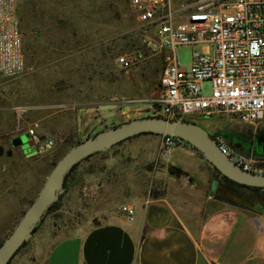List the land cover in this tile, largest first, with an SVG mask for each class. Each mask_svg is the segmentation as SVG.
<instances>
[{
    "label": "rangeland",
    "instance_id": "374dc122",
    "mask_svg": "<svg viewBox=\"0 0 264 264\" xmlns=\"http://www.w3.org/2000/svg\"><path fill=\"white\" fill-rule=\"evenodd\" d=\"M18 7L23 14L20 29L26 68L16 77L0 76V147L4 150L0 155V244L13 232L44 186L46 176L71 147L120 123L149 116L145 111H133L134 107H145L130 100L157 93L162 65L159 55L146 56L129 71L116 65L121 54L146 51L128 0H18ZM190 53L191 47L178 48L182 66L189 64ZM204 90L209 92L208 83ZM122 110L125 113L119 115ZM79 111L90 112V116L75 119L69 114L67 127L60 131L55 128L49 137L54 143L51 148L37 154H6L12 148L11 139L20 134L23 150L34 147L28 128L35 133L44 131L46 127L36 122L40 116L52 119L60 112ZM100 112L109 117L116 113L104 119ZM194 121L212 133L229 130L254 136L251 126L233 117ZM138 139L144 142V136ZM125 142L79 162L64 181L56 208L38 221L10 264H43L54 238L70 234L80 225L104 221L106 214L122 215L119 208L123 204L163 193L165 177L158 173V166L147 159L133 161ZM184 145L194 148L185 141ZM233 145L244 152L251 149L247 142ZM173 155V160L181 159L196 169L200 166L199 159L184 149H177ZM209 168L214 178V167Z\"/></svg>",
    "mask_w": 264,
    "mask_h": 264
},
{
    "label": "built area",
    "instance_id": "2783aa9c",
    "mask_svg": "<svg viewBox=\"0 0 264 264\" xmlns=\"http://www.w3.org/2000/svg\"><path fill=\"white\" fill-rule=\"evenodd\" d=\"M17 3L0 0L2 77H16L26 68ZM128 4L146 51L121 54L116 65L129 71L148 55L162 58L157 94L130 100L146 105L137 112L190 121L233 117L251 126L254 136L264 130V0H128ZM182 46L191 47L187 66L181 65L177 54ZM28 132L34 141L29 153L54 145L51 139L39 140L32 128ZM161 136L164 151L181 141ZM212 137L236 166L264 175V155L252 149L244 152L220 132ZM119 209L127 217L134 214L132 204Z\"/></svg>",
    "mask_w": 264,
    "mask_h": 264
},
{
    "label": "crops",
    "instance_id": "0c3cea01",
    "mask_svg": "<svg viewBox=\"0 0 264 264\" xmlns=\"http://www.w3.org/2000/svg\"><path fill=\"white\" fill-rule=\"evenodd\" d=\"M100 113L109 119L116 112L110 117ZM69 114L75 119L90 116V112L80 111L60 112L52 119L42 115L36 122L46 129L36 134L50 140L55 128L60 131L67 127ZM139 136H144V142L140 143ZM125 141L133 161L147 159L158 166V173L165 177L163 193L132 203L131 217L106 214L104 221L80 225L70 234L54 238L43 264H264V216L218 201L210 189L206 192L213 177L211 164H203L208 160L200 151L192 150L182 140L164 151L161 134H140ZM179 148L199 159L198 169L181 159L173 160ZM8 150L25 153L21 147ZM171 167L179 169L183 176L171 172Z\"/></svg>",
    "mask_w": 264,
    "mask_h": 264
},
{
    "label": "water",
    "instance_id": "95a60500",
    "mask_svg": "<svg viewBox=\"0 0 264 264\" xmlns=\"http://www.w3.org/2000/svg\"><path fill=\"white\" fill-rule=\"evenodd\" d=\"M168 134L182 141L202 153L208 162L228 179L251 187L264 188V175L253 174L236 166L227 156L220 152L212 135L198 123L189 120H171L161 116H144L120 123L103 133L86 139L71 147L54 165L41 191L24 212L13 232L0 244V264H8L14 254L31 235L49 206L57 199L63 188L65 176L74 165L88 156L114 146L128 138L144 134ZM227 138H234L235 133L220 132ZM243 143H248L255 154L264 155V136L255 138L245 137ZM43 140V138H39ZM12 147H21L22 135L13 137ZM31 147L29 150H32ZM24 150L29 153L30 151ZM0 147V155L3 153ZM7 150L6 154L11 155ZM218 185V179L213 178L210 183L212 194Z\"/></svg>",
    "mask_w": 264,
    "mask_h": 264
},
{
    "label": "trees",
    "instance_id": "16d2710c",
    "mask_svg": "<svg viewBox=\"0 0 264 264\" xmlns=\"http://www.w3.org/2000/svg\"><path fill=\"white\" fill-rule=\"evenodd\" d=\"M17 13H18L19 20L21 21L23 14L21 13V10H19L18 3H17ZM193 122H195V121H193ZM217 132H219V131H217ZM144 134H149V133H144ZM257 134L258 135H264V130H259V132ZM120 143H118V144H120ZM90 156H88V157H90ZM87 158H85V159H87ZM79 162H77L74 165V167L69 170V172L65 176V180L69 176V174L77 167ZM213 169L215 172L214 178L218 179V185H217L215 191L212 193V196L216 200L221 201L223 203H226L228 205H232V206H235L237 208H240V209H242V210H244L250 214L258 213V214L264 215V188L251 187V186H246V185L236 183V182L228 179L227 177L221 175L215 168H213ZM156 196L157 195H154V197H156ZM56 204H57V202L55 200L49 206L47 212L54 210L57 206ZM36 228H37V226L35 227L34 231L36 230ZM24 244H25V242L23 243V245ZM15 254H14V256H15ZM8 264H10V262H8Z\"/></svg>",
    "mask_w": 264,
    "mask_h": 264
},
{
    "label": "flooded vegetation",
    "instance_id": "af4514ba",
    "mask_svg": "<svg viewBox=\"0 0 264 264\" xmlns=\"http://www.w3.org/2000/svg\"><path fill=\"white\" fill-rule=\"evenodd\" d=\"M226 132H230V133H235L237 136H234V138H227L228 141L232 144H237V145H242L243 144V138L245 137H249L248 135L246 134H242V133H239V132H236V131H229V130H225ZM211 135H213V133L209 132ZM257 136H264V135H258L256 134L255 136H253V138L257 137ZM171 172H177V173H182L179 171V169H177L176 167H171L170 168Z\"/></svg>",
    "mask_w": 264,
    "mask_h": 264
}]
</instances>
